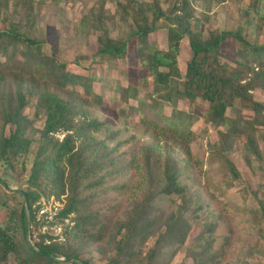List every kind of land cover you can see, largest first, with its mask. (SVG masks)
<instances>
[{
    "label": "rangeland",
    "instance_id": "1",
    "mask_svg": "<svg viewBox=\"0 0 264 264\" xmlns=\"http://www.w3.org/2000/svg\"><path fill=\"white\" fill-rule=\"evenodd\" d=\"M34 1L36 34L39 40L44 42L45 53H54L57 59L66 63L68 69L73 72L99 79L94 87L95 91L103 96V104L99 106L86 103L84 105L86 116L77 117L76 122L96 120L103 124V128L95 135L98 139L104 140L109 148H117L113 153L115 164L106 163L105 167L97 172L91 171L82 175L77 186L79 208L63 216L68 217V222L60 219L65 240L52 242L50 246L75 245L79 240L75 231L77 215H98L101 216V222L106 229L105 237L101 243L89 246L82 253V257L90 260L92 264H107L115 255L114 238L118 240L121 237V232L118 233L120 227L124 233L127 229L124 226L146 193L141 168L143 155L148 148H156L162 152V162L168 151L179 161L182 182L188 188L185 199L177 195L163 196L151 203L152 215L157 219L158 225L153 236L148 239L146 248L154 245L158 228L166 229L169 220L174 216L179 224L183 225L186 234L183 242L163 247L157 264H168L167 260L172 251L175 255L170 264H264V125H257V131L249 139L226 138L222 136L227 130L226 127L216 126L205 119L204 114L209 104L199 98L192 102L178 100L166 107L168 114L174 108L193 115L192 130L195 136L190 141L157 133L153 128L136 121L134 113H130L131 117H124L121 108L125 104L115 100L119 99L115 88L137 84L139 79L147 76V69L141 65L137 57L136 40H132L126 59L101 63L96 56L98 33L92 22L87 19V14L91 9L100 6L109 15L105 24L112 36L123 38L132 28V18L125 15L117 3L126 1ZM146 1L158 2L168 14L175 3L179 6L183 3L180 0ZM10 8L3 12L0 28L7 27L9 20L19 19V14L13 13L12 6ZM190 11L194 17L190 21L191 25L194 26L198 21L199 29L204 35L209 31H235L242 28L252 43L264 42V0H218L211 11L207 10L205 1L192 0ZM129 13L131 14L130 10ZM178 14H181V11ZM171 25V20L162 18L161 27L150 34L149 40L160 49H167V27ZM236 48L233 37L229 36L222 47L224 52L222 61L234 63L237 59ZM191 58L192 50L189 39L185 36L181 42L179 55L183 76ZM256 67L260 68L256 64L255 72L258 70ZM7 80L9 83V77ZM173 84L180 86L182 80H173ZM250 94L264 104L262 81L258 82V86L251 90ZM26 98L28 106L24 109V114L32 121L27 134L32 141L33 150L36 151L42 141L46 109L40 105L38 95L28 93ZM132 103L136 104L135 101ZM253 114L255 113L244 108L239 100L227 111L230 118ZM260 118L264 121V112ZM13 130L14 126L11 124L4 127L0 123V133L3 131L10 135ZM50 135L60 142L66 136H72L77 148L83 141L74 129L60 128L52 131ZM25 164L14 160L12 172L4 165H0V178L8 182L13 189L22 188L27 191L32 160ZM233 168L239 175H236ZM57 176L58 173L51 169L41 179V194L29 206L31 211L34 210V206L35 210L43 207L44 202L48 208L55 203H61L64 210L67 209L72 194L67 181L68 169L65 172L64 192L60 191L61 187L55 181ZM25 204L22 194L16 190L9 191L0 184L2 223L6 221L8 211L12 208L19 211ZM71 222L74 223L71 225ZM18 237L21 241V230ZM37 238L41 240L40 243H34L38 248L43 244V238L41 236ZM9 262L14 264L13 255L10 256ZM61 264L74 263L62 261Z\"/></svg>",
    "mask_w": 264,
    "mask_h": 264
},
{
    "label": "trees",
    "instance_id": "2",
    "mask_svg": "<svg viewBox=\"0 0 264 264\" xmlns=\"http://www.w3.org/2000/svg\"><path fill=\"white\" fill-rule=\"evenodd\" d=\"M125 1H118L117 4L125 15L132 18V28L123 38L112 36L105 24L109 15L100 6L87 14V19L98 33L96 56L101 63L126 59L132 40H136L137 57L147 69V76L139 79L137 84L115 88L119 94V99L115 100L125 104L121 108L124 117H131L130 113H134L136 121L153 128L157 133L190 141L195 136L192 130L193 115L174 108L168 114L166 107L178 100L192 102L199 98L209 104L204 114L205 119L216 126L226 127V132L222 133L226 138L249 139L257 131V125H264L260 118L264 112V104L250 94L259 81L264 85V42L252 43L242 28L235 31H209L204 35L199 29L198 21L194 26L191 25L190 21L194 17L189 1H184L181 6L175 3L170 14L158 2ZM195 1H205L208 11L218 2ZM35 4L34 0H0V18L11 6L13 13L19 14L17 21L9 20L7 27L0 28V123L4 127L8 124L14 126L10 135L3 131L0 133V165L12 172L14 160L23 164L32 160L27 179L29 189L23 190L29 206L40 197L41 179L51 169L58 173L55 181L61 187L60 191L64 192L65 172L68 169L67 181L72 194L64 213L69 214L79 208L77 186L82 175L91 171L95 173L104 168L106 163L115 164L113 153L117 148H109L104 140L95 135L103 128V124L96 120L76 122L77 117L86 116V103L99 106L103 104V96L94 87L99 79L73 72L54 53H45L44 42L36 34ZM179 11L181 14H178ZM164 17L171 20L172 25L167 27V49L162 50L149 40V36L161 27L160 22ZM185 36L189 39L192 58L186 65L183 76L179 55ZM229 36L233 37L237 45V59L234 63L222 61V47ZM256 64L260 68L256 67L258 70L255 72ZM173 80H182V84L176 86ZM28 93L38 95L40 105L46 109L42 141L36 151L27 134L32 121L24 114V109L28 106ZM237 100L255 114L230 118L227 111ZM60 128L74 129L83 140L81 146L76 147L72 136H66L60 142L50 135ZM161 155L162 152L156 148H148L143 155L141 168L146 193L124 226L127 228L124 233L120 227L118 233L121 232V237L118 240L114 238L115 255L107 264H157L165 245H173L185 239L183 225L174 216L166 229L158 228L154 245L146 248L148 239L153 236L158 225L157 219L152 215L153 200L175 195L185 199L188 189L182 182L179 161L169 151L163 162ZM233 171L239 175L235 168ZM6 214V221H0V264H10L11 255L14 257V264H61L62 261L55 259L60 257L76 258L92 264L82 257V253L89 246L101 243L106 234L101 216L79 214L75 227L79 240L75 245H40L39 250H35L26 237L25 206L19 211L12 208ZM174 218L177 220L174 221ZM20 230L21 241L18 237ZM174 255L175 252L172 251L168 264Z\"/></svg>",
    "mask_w": 264,
    "mask_h": 264
},
{
    "label": "built area",
    "instance_id": "3",
    "mask_svg": "<svg viewBox=\"0 0 264 264\" xmlns=\"http://www.w3.org/2000/svg\"><path fill=\"white\" fill-rule=\"evenodd\" d=\"M181 2L192 0H180ZM58 135V134H57ZM39 204H41L39 202ZM30 210V237L31 242L36 247V243H40L41 236L43 238L44 246L50 245L52 242L55 241H63L65 240V236L62 235V225L60 224V219H63L68 222V217L65 216L64 207H62L61 203H55L53 206L51 205L50 208L46 207V203H43V207L38 208L37 210ZM74 223V222H73ZM71 222V225L73 224ZM70 225V223H68ZM70 227V226H69ZM38 230V231H36ZM67 230V229H66ZM65 230V232H66ZM37 238V239H36ZM36 241V242H35ZM35 243V244H34ZM37 248V247H36Z\"/></svg>",
    "mask_w": 264,
    "mask_h": 264
},
{
    "label": "water",
    "instance_id": "4",
    "mask_svg": "<svg viewBox=\"0 0 264 264\" xmlns=\"http://www.w3.org/2000/svg\"><path fill=\"white\" fill-rule=\"evenodd\" d=\"M0 184H2L3 186H5L9 191L10 190H16L17 192H19L20 194L23 195L24 199H25V216H24V227H25V232H26V237H27V240L29 242V244L35 249V250H39L38 248H36L33 243L31 242V239H30V208H29V204H28V200H27V195L26 193L23 191L22 188H16V189H13L9 184L8 182H6L5 180H3L2 178H0ZM52 257V256H51ZM55 258V257H53ZM56 260H59V261H65V262H74L76 264H86L85 262L79 260V259H76V258H55Z\"/></svg>",
    "mask_w": 264,
    "mask_h": 264
},
{
    "label": "crops",
    "instance_id": "5",
    "mask_svg": "<svg viewBox=\"0 0 264 264\" xmlns=\"http://www.w3.org/2000/svg\"><path fill=\"white\" fill-rule=\"evenodd\" d=\"M179 62H180V60H179Z\"/></svg>",
    "mask_w": 264,
    "mask_h": 264
},
{
    "label": "flooded vegetation",
    "instance_id": "6",
    "mask_svg": "<svg viewBox=\"0 0 264 264\" xmlns=\"http://www.w3.org/2000/svg\"><path fill=\"white\" fill-rule=\"evenodd\" d=\"M8 190V189H7Z\"/></svg>",
    "mask_w": 264,
    "mask_h": 264
}]
</instances>
